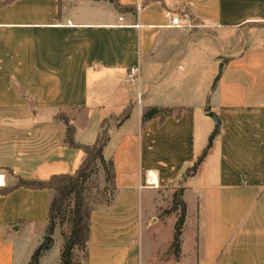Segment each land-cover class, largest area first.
<instances>
[{
	"label": "crops",
	"instance_id": "obj_1",
	"mask_svg": "<svg viewBox=\"0 0 264 264\" xmlns=\"http://www.w3.org/2000/svg\"><path fill=\"white\" fill-rule=\"evenodd\" d=\"M8 1L0 0V192L79 168L85 154L65 143L59 115L77 144H95L105 122L116 188L110 202L91 204L81 264H264V0ZM135 66L142 107L128 81ZM149 107L173 114L142 125ZM210 112L221 122L211 146ZM206 150L182 185L176 258L174 232L155 239L158 227L175 229L180 211L160 215ZM51 198L24 187L0 195V264L30 263ZM145 222L153 242L142 240ZM63 244L54 237L40 264H61Z\"/></svg>",
	"mask_w": 264,
	"mask_h": 264
},
{
	"label": "trees",
	"instance_id": "obj_2",
	"mask_svg": "<svg viewBox=\"0 0 264 264\" xmlns=\"http://www.w3.org/2000/svg\"><path fill=\"white\" fill-rule=\"evenodd\" d=\"M12 0H9L10 2ZM115 3V0H106ZM209 111V109H207ZM130 109L123 115L121 122L129 117ZM183 110L178 111L177 116H181ZM173 110L169 108L149 107L143 110L142 125L159 118L160 123L170 116ZM66 125L65 143L74 149L81 150L85 158L79 168L73 174L54 175L48 181L24 180L19 179L18 184L9 187L0 192L5 195L15 189L24 187L34 190H49L52 198L48 211L47 236H53L58 225H62L65 220L69 219L71 230L68 235L64 236V244L61 251V264H81L76 259L78 250L88 253V242L91 237V218L92 206L88 197V191L92 182V177L97 173L99 165L104 170L105 181L111 189L116 188V172L114 160H106L104 157V148L106 147L109 136L105 129L107 123H103L102 131L98 140L93 145L77 144L74 140L75 127L71 124L66 115H59ZM104 128V129H103ZM208 151L206 150L198 159L197 163L186 171L182 177L181 183H184L189 177L197 173L200 164L203 162ZM183 188L174 196V203L170 210L164 211V214L180 211L178 221L174 229L173 243L168 252L173 253L176 258L179 257L182 229L186 216V205L182 200ZM113 196V195H112ZM54 241L50 240L49 244L39 253L35 254L29 264H40L42 253L49 250Z\"/></svg>",
	"mask_w": 264,
	"mask_h": 264
},
{
	"label": "rangeland",
	"instance_id": "obj_3",
	"mask_svg": "<svg viewBox=\"0 0 264 264\" xmlns=\"http://www.w3.org/2000/svg\"><path fill=\"white\" fill-rule=\"evenodd\" d=\"M137 93H138V90L136 87L135 88V103L138 106V104H137ZM175 185L176 186L174 188H172V190L174 189L175 194H176L182 188L183 183H181V181H180L179 185H177V184H175ZM105 186H107V183H105L104 170L99 165V167L97 169V173L92 177V182L90 185V189L88 191V197H89L90 203L97 204V202H107V203L110 202V200L112 198V193L110 191L111 188L108 186V189L106 190ZM170 193H172V192H170ZM170 193L167 192V193H163L162 195L166 200H169L170 199ZM167 215H169V214H164V212H162V214L160 215V218L164 219V217ZM171 225L172 224L168 223L164 228L158 227L160 229V231L157 232V237L155 239V242L164 243L170 237V235L173 237L174 228L172 227V229H171ZM143 228H144V231L142 233L143 242L144 243L153 242V240L151 239V230H149V228L147 227L146 222H145V225ZM40 230H42V229H40ZM43 230H45V229H43ZM70 230H71V223H70L69 219H67V220H65V222L62 225L57 226L55 233L52 236L53 241H54V237L57 240H59V239L64 240V236L68 235L70 233ZM42 232H44V231H41V233ZM162 256H164V255H162ZM86 257H87L86 252H83L80 250H78L76 252L77 261H83L86 259Z\"/></svg>",
	"mask_w": 264,
	"mask_h": 264
},
{
	"label": "built area",
	"instance_id": "obj_4",
	"mask_svg": "<svg viewBox=\"0 0 264 264\" xmlns=\"http://www.w3.org/2000/svg\"><path fill=\"white\" fill-rule=\"evenodd\" d=\"M168 18L170 20V26H181V18L179 17V15L168 13ZM128 81L132 83L135 87H137V104L138 107H142L144 98L141 90V69L139 66H135L129 69Z\"/></svg>",
	"mask_w": 264,
	"mask_h": 264
},
{
	"label": "water",
	"instance_id": "obj_5",
	"mask_svg": "<svg viewBox=\"0 0 264 264\" xmlns=\"http://www.w3.org/2000/svg\"><path fill=\"white\" fill-rule=\"evenodd\" d=\"M208 115L216 123L215 130H214V132H213V134L211 136V139H210V146H211L213 144L214 139L216 138V136L218 135V133H219V131L221 129V122H220L219 118L217 117V115L214 112H210ZM51 239H52L51 236H46L44 238L43 244L40 246V248L38 249L36 254H39L49 244Z\"/></svg>",
	"mask_w": 264,
	"mask_h": 264
}]
</instances>
